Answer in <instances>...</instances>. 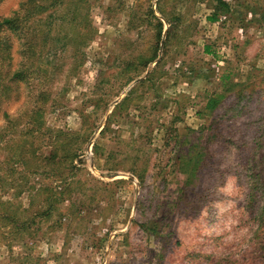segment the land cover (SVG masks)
<instances>
[{"label": "rangeland", "instance_id": "374dc122", "mask_svg": "<svg viewBox=\"0 0 264 264\" xmlns=\"http://www.w3.org/2000/svg\"><path fill=\"white\" fill-rule=\"evenodd\" d=\"M39 2L0 62V264H262L264 0H226L217 21L214 0Z\"/></svg>", "mask_w": 264, "mask_h": 264}, {"label": "trees", "instance_id": "16d2710c", "mask_svg": "<svg viewBox=\"0 0 264 264\" xmlns=\"http://www.w3.org/2000/svg\"><path fill=\"white\" fill-rule=\"evenodd\" d=\"M2 1V0H0ZM44 1V0H43ZM217 5L215 7L214 13L212 14V17H210V20L217 21L220 18V14H226V13H235V8L231 6L229 2H226V0H214ZM31 4V5H28ZM53 4H55V0H53ZM30 6V7H29ZM46 10V6L42 4V2H39V0H23V3L19 7L18 10H16L12 15L4 17L0 20V62L2 64L6 63L10 66L13 65L14 58L11 56L10 51L11 47L13 46V42L11 38L16 35V37L22 38V34H27V32L33 34L35 31V26H30L26 24V21L28 17H34L35 15L43 12ZM251 12V11H249ZM76 13V12H75ZM78 13V10H77ZM76 13V14H77ZM252 13V12H251ZM257 13V12H256ZM255 12H253V18L256 15ZM25 15V16H22ZM28 16V17H27ZM259 20L253 19V22H258ZM260 23V22H259ZM162 25V24H161ZM53 29L49 28L48 33L46 36H50ZM6 33L5 35H3ZM23 48L25 45H31V42L28 39V42L26 40L22 43ZM26 48V47H25ZM25 48L21 50V53L25 51ZM207 51H210V48H207ZM26 52H24L25 54ZM29 75L28 70L25 68H19L17 69L12 77V81H18V80H25L26 76ZM42 97V96H40ZM39 97V99H40ZM221 98H217L216 96L211 98L208 103V108L212 111H214L218 105L221 103ZM39 104H37L36 108L33 110V113L31 115V123L29 124L30 127H36L41 125V122H39V116L40 111L39 110ZM5 117L11 119L12 116L8 113H5ZM12 120H9V123ZM2 140L4 141L3 136H1ZM255 148L254 151L249 156V165L251 167L252 171V181L250 184V193H249V203H248V209L251 208L252 210H255V205L258 201L264 200V163L262 164V161L264 160V152L262 153V150L264 149V138L260 141H255ZM193 149V148H192ZM192 149L189 151L182 150L181 158H180V167L183 172L191 173V177L195 176L197 172L200 170L201 167V157L199 154L192 155ZM255 152L262 153L261 161L259 163L257 162V154ZM24 152L20 151V156L15 159L14 163H20L24 159ZM252 155V156H251ZM57 154L54 153L51 155L52 159L57 158ZM13 160V159H12ZM9 161V160H8ZM3 163V159L0 158V167ZM4 169L0 170V179L2 180L4 176H6V171L2 173ZM3 174V175H2ZM50 207L53 206V199H49ZM53 208V207H52ZM258 214L256 215V220L259 221V229L260 231L257 232L256 235V246L259 247L258 250L262 252V264H264V204L258 209ZM52 211V209L49 210V212ZM216 264H232V263H225L223 260H219Z\"/></svg>", "mask_w": 264, "mask_h": 264}]
</instances>
